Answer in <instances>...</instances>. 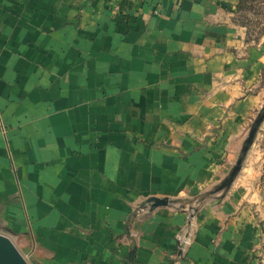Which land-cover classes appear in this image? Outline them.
<instances>
[{
    "label": "crops",
    "instance_id": "1",
    "mask_svg": "<svg viewBox=\"0 0 264 264\" xmlns=\"http://www.w3.org/2000/svg\"><path fill=\"white\" fill-rule=\"evenodd\" d=\"M238 2L0 0V233L30 264H264L263 162L216 189L264 106Z\"/></svg>",
    "mask_w": 264,
    "mask_h": 264
},
{
    "label": "rangeland",
    "instance_id": "2",
    "mask_svg": "<svg viewBox=\"0 0 264 264\" xmlns=\"http://www.w3.org/2000/svg\"><path fill=\"white\" fill-rule=\"evenodd\" d=\"M236 17H237V19L240 20V21H238L239 23L242 21V22H245L247 24L248 35L250 38H255L257 36L261 37L264 34V0H247L244 7L242 8V10H240L237 13ZM263 77H264V74H263ZM263 108H264V106L260 110H257L254 113V116L252 117V119L249 120V122L247 124V128H246L245 138L242 142L240 149L237 151V154L235 157L236 159L233 163V167L237 163V160L240 156L243 144H244L245 140L247 139V137L249 136V133H250L251 129L253 128L257 117L260 114H262V112L264 114V110L261 111ZM247 156L248 157L256 156L257 158L260 159V162H263V164H264V117L262 118V120L260 121V123L257 126L256 135H255L253 142L250 145V147H249V149L245 155V158ZM245 158H244V160H245ZM244 160H243V162H244ZM243 162H242V164H243ZM233 167H232V169H233ZM263 169H264V166H263ZM182 203H186V202H182ZM190 204L192 205L193 203H190ZM193 206H197V202L195 204H193ZM193 213H190V214H193Z\"/></svg>",
    "mask_w": 264,
    "mask_h": 264
},
{
    "label": "water",
    "instance_id": "3",
    "mask_svg": "<svg viewBox=\"0 0 264 264\" xmlns=\"http://www.w3.org/2000/svg\"><path fill=\"white\" fill-rule=\"evenodd\" d=\"M264 108L261 110L263 111ZM264 117V114H260L256 122L251 129L249 136L245 140L240 156L237 160V163L231 170L230 178L233 179L234 176L238 173L242 166V162L245 158V155L250 147V145L253 142V139L257 132V126ZM149 201H151L154 205L159 204H168L169 203V197H157L152 196L149 198ZM0 264H30V262L27 260V258L22 254V252L16 247L14 242L5 234L0 233Z\"/></svg>",
    "mask_w": 264,
    "mask_h": 264
},
{
    "label": "trees",
    "instance_id": "4",
    "mask_svg": "<svg viewBox=\"0 0 264 264\" xmlns=\"http://www.w3.org/2000/svg\"><path fill=\"white\" fill-rule=\"evenodd\" d=\"M246 1L247 0H239V2H238V12L240 10H242V8L244 7ZM236 20L240 21L239 19H237V17H236ZM240 23L247 26V24L245 22L241 21ZM254 39L259 40L260 36H257ZM230 174L220 184L217 185L216 189H219V188L223 189V188H226V187L229 186V184L232 181V179L230 178ZM207 193H209V192H206V194ZM136 249H137L136 248V244L132 245V248H131L130 253H129V259H128L129 261H131V260L133 261L135 259Z\"/></svg>",
    "mask_w": 264,
    "mask_h": 264
},
{
    "label": "built area",
    "instance_id": "5",
    "mask_svg": "<svg viewBox=\"0 0 264 264\" xmlns=\"http://www.w3.org/2000/svg\"><path fill=\"white\" fill-rule=\"evenodd\" d=\"M169 203L172 204L175 208H187L190 210V213H193L195 210H194V206H189L188 204H184L178 200H175V199H171L169 198ZM178 239L180 241V243H183L185 244L186 242L189 241L188 239V236H184L182 235V233L178 234Z\"/></svg>",
    "mask_w": 264,
    "mask_h": 264
}]
</instances>
